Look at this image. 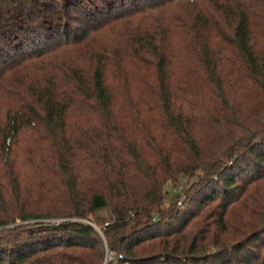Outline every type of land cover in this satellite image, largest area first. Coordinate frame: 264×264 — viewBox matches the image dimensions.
<instances>
[{"label":"trees","instance_id":"1","mask_svg":"<svg viewBox=\"0 0 264 264\" xmlns=\"http://www.w3.org/2000/svg\"><path fill=\"white\" fill-rule=\"evenodd\" d=\"M5 147L0 264H264V0H0Z\"/></svg>","mask_w":264,"mask_h":264},{"label":"rangeland","instance_id":"2","mask_svg":"<svg viewBox=\"0 0 264 264\" xmlns=\"http://www.w3.org/2000/svg\"><path fill=\"white\" fill-rule=\"evenodd\" d=\"M173 4H177V3H173ZM172 12L169 15V18H171L173 16V14H177V13H187V14H191V10H190V6L188 7V5L186 4H178L172 7ZM121 24H119L120 26ZM113 29H104L102 30L98 35L100 40H107L109 39L112 35L113 32H110ZM256 91L254 89V87H251L249 85L243 87V89L241 90V92H239L237 94L238 98H244L245 95L247 96V99H250L251 101H256L258 105L261 104V99L257 98L256 95ZM34 135L30 132L23 134L20 139L19 142L16 146L13 147V151L11 154L12 159L15 158L14 161V167L13 169L15 171L18 172L20 178L22 180H26L28 178V176H30V172H31V166L29 163H27L26 161H24L25 157H26V152H25V148H27V146L34 142ZM43 143L42 144V148L47 150L49 148V144ZM9 144V141H6V146ZM9 148L5 147V151H4V155L3 157H0V179L5 183V185L7 186V188H10V182L11 177L8 174V167L6 166L4 163H7V159H8V151ZM7 153V154H6ZM16 155V157H15ZM8 164H10V162H8ZM8 168V169H7ZM195 177V176H194ZM195 178H189V177H180L179 179H177L176 181H171L168 180L166 181V183L164 184V191L166 192V198L164 199L163 202V209H167L169 206H172L173 211L176 210L175 206L173 205V201H176V205L178 206L177 209L182 210L183 209V203H181V205L178 204V201H182L183 202V198L180 197L179 195H182L184 193V190L188 187L191 186V184L193 183ZM50 186V184H48ZM7 202L8 203H13L14 201V196H11V193L8 192L7 193ZM99 214L105 215V210H100L98 211ZM40 220L46 222V223H50V222H58L60 219L56 218V217H46V218H38V219H29V220H25V221H20V220H16L15 224H24V223H33V222H39ZM95 219L92 216L91 217V221L92 224L94 225V227L98 229V226L95 224ZM110 253L107 254L106 258L110 257ZM103 264H105V262H103Z\"/></svg>","mask_w":264,"mask_h":264},{"label":"built area","instance_id":"3","mask_svg":"<svg viewBox=\"0 0 264 264\" xmlns=\"http://www.w3.org/2000/svg\"><path fill=\"white\" fill-rule=\"evenodd\" d=\"M181 203H182V201L179 200V201H178V204L181 205Z\"/></svg>","mask_w":264,"mask_h":264}]
</instances>
